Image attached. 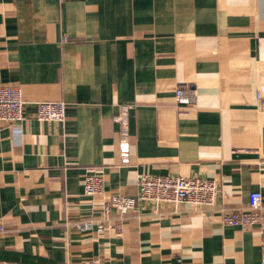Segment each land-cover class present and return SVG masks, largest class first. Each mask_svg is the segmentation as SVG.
I'll return each mask as SVG.
<instances>
[{"label":"crops","instance_id":"0c3cea01","mask_svg":"<svg viewBox=\"0 0 264 264\" xmlns=\"http://www.w3.org/2000/svg\"><path fill=\"white\" fill-rule=\"evenodd\" d=\"M0 85L25 102L0 128V264H262L261 225L224 216L264 196V0H0ZM43 102L65 103V121H38ZM143 175L219 194L106 218Z\"/></svg>","mask_w":264,"mask_h":264},{"label":"built area","instance_id":"2783aa9c","mask_svg":"<svg viewBox=\"0 0 264 264\" xmlns=\"http://www.w3.org/2000/svg\"><path fill=\"white\" fill-rule=\"evenodd\" d=\"M177 102L181 105H192L194 96L187 95L184 87L176 90ZM36 118L40 122L63 123L66 118V105L63 102H43L36 107ZM25 120V102L21 90L14 85H0V128L3 126L17 127ZM121 162L130 163V149L126 141L121 143ZM104 180L100 174H88L84 179V188L88 195L103 193ZM140 192L137 197L113 195L103 206V215L111 217L115 211L124 217L137 208L140 203H148L155 207L165 205L189 204L197 209L214 207L219 187L216 181L201 177L153 176L143 175L139 179ZM249 207L253 213H231L224 216V222L230 225L258 224L262 227V264H264V196L253 192L249 197ZM118 234L122 232L116 228ZM86 264H99L89 262Z\"/></svg>","mask_w":264,"mask_h":264}]
</instances>
